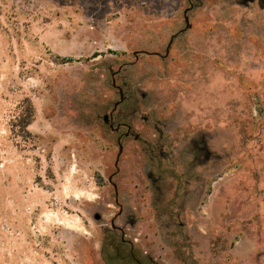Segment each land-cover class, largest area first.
<instances>
[{
	"label": "rangeland",
	"instance_id": "1",
	"mask_svg": "<svg viewBox=\"0 0 264 264\" xmlns=\"http://www.w3.org/2000/svg\"><path fill=\"white\" fill-rule=\"evenodd\" d=\"M194 5L0 0V264H264V6Z\"/></svg>",
	"mask_w": 264,
	"mask_h": 264
},
{
	"label": "trees",
	"instance_id": "2",
	"mask_svg": "<svg viewBox=\"0 0 264 264\" xmlns=\"http://www.w3.org/2000/svg\"><path fill=\"white\" fill-rule=\"evenodd\" d=\"M54 62L57 64H66L74 62V59L63 58L58 55L53 57ZM129 104V99L127 96L124 97L123 102L118 105V110L123 111L127 109ZM35 109L32 102L29 99L23 100L20 107V112L15 118L13 127L17 130V136L24 138L31 136L28 127L32 124L34 120ZM153 161V159H152ZM194 167V166H193ZM192 167V168H193ZM110 235L106 237L109 240V243H105L104 259H107V264H116L120 262L119 259H122V255L126 252V244H123L120 239L115 238L114 233H109ZM136 258L133 252H127L126 256L123 259H127V264H134L133 259Z\"/></svg>",
	"mask_w": 264,
	"mask_h": 264
},
{
	"label": "water",
	"instance_id": "3",
	"mask_svg": "<svg viewBox=\"0 0 264 264\" xmlns=\"http://www.w3.org/2000/svg\"><path fill=\"white\" fill-rule=\"evenodd\" d=\"M184 22H185V29L183 31H186L187 29L190 28V24H189V21H188V18H187L186 15L184 16ZM172 40H173V37L170 39V42L168 43L167 48H166L165 55L163 57H167L168 56L169 48L171 46ZM114 76H115V74H112V87L113 88H116L118 90V93H119V101L116 102V103H114L111 112L108 115H105L103 117V121H104L105 124H108L109 117L110 118L112 117V114L116 111L118 105L120 103H122L123 102V99H124L123 92H122L121 88L116 85ZM110 127H111V130L113 131L112 125H110ZM119 127H120V125H118L114 131H118L119 130ZM130 132H131V127L130 126H127V132L124 135L127 137L130 134ZM138 138H139L138 135H134V138L133 139L135 141H137ZM117 145H118V154H117L116 161H115V167H117L118 160H119V158H120V156H121V154L123 152V146H122V144H121L120 141L117 142ZM108 181H109V183L112 185V187L114 189L115 203L118 204V190H117V187H116V185L114 183H112V177H109ZM121 213H122V208L120 207L119 214H121ZM111 227H112L113 230H119V231H121V229H119L118 227H116L114 225V220L111 221ZM122 238H123V234H122Z\"/></svg>",
	"mask_w": 264,
	"mask_h": 264
},
{
	"label": "flooded vegetation",
	"instance_id": "4",
	"mask_svg": "<svg viewBox=\"0 0 264 264\" xmlns=\"http://www.w3.org/2000/svg\"><path fill=\"white\" fill-rule=\"evenodd\" d=\"M188 1V3H189V8H187L185 11H184V16L186 15L187 16V18H188V13L194 8V1L195 0H187ZM245 1H247V3H253V2H255V1H257V3L260 5V6H264V0H245ZM188 21H189V18H188ZM184 24H185V22H184ZM190 24V23H189ZM190 28H191V25H190ZM189 28V29H190ZM185 29V28H184ZM183 29V30H184ZM183 30H181V31H179L178 33H176L175 35H173L172 37H173V40H172V43H171V46H172V44H173V42H174V40L177 38V37H179L180 35H182V34H184L186 31H183ZM171 37V38H172ZM170 38V39H171ZM169 42H170V40H169ZM168 42V43H169ZM168 45V44H167ZM171 46H170V48H171ZM166 48H167V46H166ZM170 48H169V51H170ZM165 52H166V49H165ZM169 54V53H168ZM155 55V54H154ZM158 54H156L155 56H157ZM165 55V54H164ZM163 57V56H162ZM163 58H166V57H163ZM114 114V113H113ZM113 114H112V117L110 118L109 117V119H108V124H106L110 129H111V127H110V125H112V127H113V132L114 133H116V134H118V138H117V142L118 141H122V139H124V138H128V137H130L131 135H132V131L130 132V134L126 137L124 134L127 132V126H129V125H127L126 123H124L123 121H115L114 120V117H113ZM118 125H120V127H119V130L118 131H114L115 129H116V127L118 126ZM121 129H126V132L122 135L120 132H121ZM112 131V130H111ZM139 139V138H138ZM138 141V140H137ZM114 231H119V230H114ZM119 232H121V231H119ZM121 234H122V232H121ZM121 241H122V243L123 244H126V245H129L130 247H131V244L128 242V241H126V240H124L122 237H121ZM133 261H134V264H143V263H141L140 262V260L139 259H136V258H134L133 259ZM122 263H127V261H126V259H123V261H122Z\"/></svg>",
	"mask_w": 264,
	"mask_h": 264
}]
</instances>
